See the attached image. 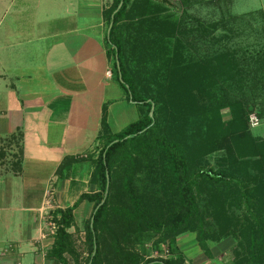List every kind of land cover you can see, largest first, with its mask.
<instances>
[{"label":"rangeland","instance_id":"374dc122","mask_svg":"<svg viewBox=\"0 0 264 264\" xmlns=\"http://www.w3.org/2000/svg\"><path fill=\"white\" fill-rule=\"evenodd\" d=\"M140 1L137 0L138 3ZM17 4L16 0H0V16L3 17L0 33L9 30L8 15L10 9ZM22 9L24 13V6ZM143 16L145 22L137 29H127L124 40H127L128 52L132 58L130 73L136 77L141 87L148 84L154 87L156 82L161 81L160 85L155 87L162 90L161 94L166 101L157 116V126L152 136L165 134L179 142L188 154L193 171L211 168L227 172L238 179V182H203V188L198 192L199 221L193 231H186L177 236L178 249L190 264H229L234 256L244 259L251 248L254 253L264 257V148L254 147L250 142L237 141L233 142V150H228V153L225 150L226 144L218 145L217 142L226 133L235 132L241 126L238 116L246 103L255 106L248 114V132L253 138L264 139V81L259 75H248L241 80L240 74L236 75L235 70L230 74L226 71L216 76H211L209 69L206 70L212 58V63L220 64L222 57L230 59L233 56L241 60L245 56L250 59L247 51L263 50L264 0H170L169 3L152 1L151 5L148 4V13ZM232 17L236 18L231 19ZM138 18L142 16H137L132 21ZM180 43L184 46L181 56L176 50ZM4 58L7 60V56ZM203 58L208 62H201ZM164 60H167L166 64L171 67L152 70L154 75L156 72L160 73L158 80L157 76L153 78L145 75L144 69L150 67L153 61L161 66ZM185 61L194 64V70L183 71ZM251 69H257L256 62H252ZM233 74L235 75L231 77ZM3 78L5 79V76ZM115 90L121 91L116 85H108V99L112 96L109 93ZM2 92L4 87L0 80V96ZM131 106L123 100L110 107L108 117L113 130H120L137 118V112ZM17 152L15 156L18 155ZM97 152L93 146L76 156H68L71 159L66 158L64 162L66 177L62 175L61 166L55 172L56 175L59 178H71L79 184L77 187L82 192L96 190L90 178L93 171L92 160L96 158ZM239 157L244 158L241 161ZM71 160L76 167L71 168ZM12 162L11 165L16 167ZM144 162L138 163L135 169L138 185H141L144 177L146 178L147 169L154 171L156 168V165ZM230 168L238 170L230 173ZM120 171L122 172L121 168ZM68 173H73V177H67ZM76 175H79V179H75ZM114 178L113 186L114 190H117L119 176L115 172ZM50 183L46 189H49L46 192L48 206L52 198ZM161 194L162 192L159 194L158 191L155 193L154 202H159ZM75 195L76 192L74 197ZM246 195H251V198L248 197V206L245 207L243 202ZM119 200L117 199V202ZM87 202L74 210L73 225L69 228L75 248L81 254V262L87 256L84 227L92 209V202ZM87 204L89 207L85 208ZM51 212H48V225L52 223ZM257 216L262 217L263 221H256ZM113 224L108 228L110 230L105 229L103 232L101 243L104 255L112 257L116 239L129 246L130 243L126 244L127 236L132 242H136L135 248L139 254L145 253L144 257L152 258L168 253L167 246L163 243L159 245L161 253L160 249L154 248L152 241L155 238L144 239L141 235L137 237L135 231L132 232L126 225H120L121 222L114 229ZM49 230L52 232L54 229L49 227ZM251 234L254 237L252 247ZM197 238L206 240L209 253L200 247ZM111 262L113 261L109 263Z\"/></svg>","mask_w":264,"mask_h":264},{"label":"crops","instance_id":"0c3cea01","mask_svg":"<svg viewBox=\"0 0 264 264\" xmlns=\"http://www.w3.org/2000/svg\"><path fill=\"white\" fill-rule=\"evenodd\" d=\"M114 1L16 0L10 9V28L0 33V264H54L45 256L53 243L48 212L82 193L55 172L66 157L90 150L106 126L119 131L110 126L109 109L130 101L106 53ZM108 85L121 91L108 99Z\"/></svg>","mask_w":264,"mask_h":264},{"label":"trees","instance_id":"16d2710c","mask_svg":"<svg viewBox=\"0 0 264 264\" xmlns=\"http://www.w3.org/2000/svg\"><path fill=\"white\" fill-rule=\"evenodd\" d=\"M152 1L169 3L170 0H141L140 3L137 0H122L121 7L112 17L120 2V0H115L112 8L107 13V29L112 20V26L105 42L106 53L111 59V75L122 88L130 103L137 107L138 116L119 131L113 132L106 126L107 128H104L98 134L97 142L94 144V149L98 152L96 158L92 160L93 171L90 178V182L95 184L96 190L82 192L72 205L51 212L54 226L53 243L46 251L45 256L51 259L54 264H110V261H113L111 264H190L183 252L178 249L176 238L179 234L193 231L196 228L195 225L200 217L198 192L203 188V182L209 184L221 181L238 182V179L233 175H229L227 172L215 171L211 168H199L193 171L188 154L179 142L165 134L152 136L157 126V116L166 101L161 94L162 90L155 87V85L159 86L161 81L156 82L154 87L149 84L141 87L136 77L130 73L131 68L129 69V67L132 58L128 52L127 40L126 42L124 40V33L127 29H137L145 22V16L143 15L148 13V4L151 5ZM214 1L222 2L223 0ZM131 5H133V8ZM131 8L132 10H129ZM137 16H142V18H138L141 20L132 21ZM233 18L236 17L231 19ZM130 21L132 22L130 23ZM137 21L138 23H136ZM183 48L182 43L176 47V50L179 51L177 54L180 56ZM262 49V51L255 52L247 51L246 53H249L250 59L245 56L241 60L233 56L230 59L222 57L220 58L221 63L218 64V62L212 63V58L209 60L211 62L206 70L209 69L211 76L223 74L226 71L230 74L235 70L236 75L240 74L241 80L248 75H259L264 81V44ZM165 50H167L166 46ZM206 60L203 58L201 62L205 64L208 62ZM166 61L164 60L161 66L153 61V66L144 69L145 75H150L153 78L157 76L158 80L160 73L157 74L156 72L154 75L153 71L159 68L171 67V65L166 64ZM188 62L185 61L183 71L194 70L195 67L192 66L195 65ZM252 62L257 63L256 70L251 69ZM234 75H231V77ZM119 76H121L122 81ZM238 84L240 83L238 82ZM152 105L153 113L151 116L149 112ZM243 109L238 116L241 124L238 130L235 132L229 131L221 140H217L218 145L223 144L224 146L226 144L225 150L228 153L233 150V142L237 141L250 142L254 147L264 148V139L253 138V135L249 134L247 129L248 114L255 109V106L246 103ZM15 139V143H19L16 135ZM2 151L4 152V149ZM66 158L71 159V157ZM242 158L244 157L238 159L242 161ZM65 159L60 164L63 177H66ZM143 161H145L144 163L150 162L149 164L156 165V168L154 171L153 169H147L145 171L146 178L144 177L141 185H138L135 180V169L138 163H143ZM70 165H72L71 168L76 167L72 160ZM233 170L235 172L238 168H230V173ZM114 172L119 176L117 190H114L115 187L113 186ZM70 175L71 173H68L67 177ZM107 176L108 186L106 188ZM157 191L159 194L162 192V194L159 202H154L153 197H155ZM147 193L149 194L145 197ZM248 197L251 198V195H246L243 202L245 207L248 206ZM117 199L120 200L117 202ZM85 200L92 202V209L84 227V245L86 246L87 256L81 262L79 259L81 254L75 248L69 228L73 225L74 210ZM98 204L100 205L95 210ZM256 221L260 223L263 218L257 216ZM119 222H121L120 225L128 226L132 232L135 231L137 237L141 235L144 239L152 238L154 240L155 238L152 243L154 248L160 249V253L162 252L161 246H159L160 243L165 244L168 253L164 256L144 257L145 253L140 252L139 254L135 248L136 242H132L127 236L126 244L129 245L128 243H130L129 246H125L122 241L116 239L113 245L112 257L107 254L104 255L101 243L103 232L105 229L110 230L108 228H111L113 223L114 229ZM111 231L113 230L111 229ZM197 240L200 247L209 253L206 240L203 238H197ZM252 242H254V237L251 234V247ZM81 251L83 252L84 248ZM232 260L229 264H264V257L254 253L252 248L244 259H238L234 256Z\"/></svg>","mask_w":264,"mask_h":264},{"label":"water","instance_id":"95a60500","mask_svg":"<svg viewBox=\"0 0 264 264\" xmlns=\"http://www.w3.org/2000/svg\"><path fill=\"white\" fill-rule=\"evenodd\" d=\"M121 5H122V0H120V2H119V4H118L117 8L114 10V12H113V14H112V17H113V15H114V13H116V12L118 11V9L121 7ZM111 26H112V20H111V22L109 23V26H108V29H107V36H108V34H109V31H110V29H111ZM116 56H117V55H116ZM117 66H118V62H117ZM119 79L122 81L121 76H119ZM152 113H153V105H152V107H151V110H150L149 114L152 116ZM107 186H108V176H107V185H106V188H107ZM102 202H103V200L101 201V203H102ZM101 203H100V204H101ZM100 204H98V205L96 206L95 210L99 207ZM92 218H93V217H92ZM92 218H91V223H92Z\"/></svg>","mask_w":264,"mask_h":264},{"label":"built area","instance_id":"2783aa9c","mask_svg":"<svg viewBox=\"0 0 264 264\" xmlns=\"http://www.w3.org/2000/svg\"><path fill=\"white\" fill-rule=\"evenodd\" d=\"M108 73H110V72H108ZM50 224H51V225H50L51 228L54 229L53 223H50ZM52 233H53V230H52Z\"/></svg>","mask_w":264,"mask_h":264}]
</instances>
